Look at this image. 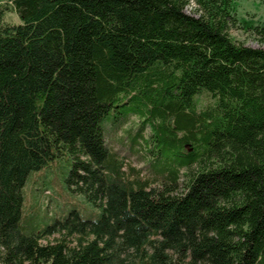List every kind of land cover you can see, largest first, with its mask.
Masks as SVG:
<instances>
[{"label": "trees", "instance_id": "obj_1", "mask_svg": "<svg viewBox=\"0 0 264 264\" xmlns=\"http://www.w3.org/2000/svg\"><path fill=\"white\" fill-rule=\"evenodd\" d=\"M234 1L0 0V264H264V49L228 34L264 26ZM62 156L99 213L39 228Z\"/></svg>", "mask_w": 264, "mask_h": 264}, {"label": "rangeland", "instance_id": "obj_2", "mask_svg": "<svg viewBox=\"0 0 264 264\" xmlns=\"http://www.w3.org/2000/svg\"><path fill=\"white\" fill-rule=\"evenodd\" d=\"M234 2V13L237 20L251 22L253 26H264V5L261 0H235ZM184 11L189 15H198L195 11L193 2H190ZM5 19L8 23L17 24L19 22L18 16L14 11H6ZM228 34L229 37L238 44L264 49V41L260 40L259 37L254 34L253 29L245 28L242 23H237L235 27H231L228 30ZM119 117H122V115ZM137 122L138 119L136 118L130 119V123H132L131 128H135L133 123ZM102 127L104 129L108 127L110 129L112 128L109 118L102 123ZM134 132L135 131H132L129 135H125L128 140ZM123 134L124 131L121 130L116 137L111 138L110 146L115 147L112 144L116 143V141H121L122 138L120 137L123 136ZM149 134V130L146 128L144 131L145 137H148ZM124 154L125 149L121 151V156ZM125 164V168L130 166L138 169L143 166V163L138 161L136 156L127 157L125 159ZM68 171L69 161L66 157L62 156L55 160L52 167L40 170L28 179L24 188L25 203L29 207L32 206L30 218L39 228L43 227L45 223H50L51 219L55 217L59 218L66 216L71 210L78 211L84 218L95 219L97 217L99 213L97 209H91L85 203L83 197L71 193L66 188ZM52 239L53 237L48 238V240Z\"/></svg>", "mask_w": 264, "mask_h": 264}]
</instances>
